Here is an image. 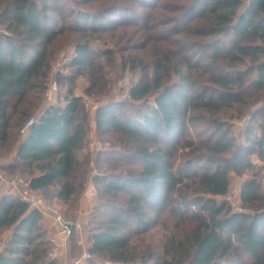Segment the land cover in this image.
<instances>
[{"label": "trees", "instance_id": "16d2710c", "mask_svg": "<svg viewBox=\"0 0 264 264\" xmlns=\"http://www.w3.org/2000/svg\"><path fill=\"white\" fill-rule=\"evenodd\" d=\"M66 1L0 0V153L15 150L4 168L27 171L35 189L58 185L66 204L84 191L90 159H80L78 152L88 142V114L74 87L85 77L88 95L109 91L113 82L100 57L111 65L114 52L98 50L93 42L119 36L126 44L119 46L125 52L122 69L141 72L130 87L131 101L142 102L129 111L124 101L97 108L99 135H118L121 148L97 155L105 168L93 176L99 199L91 215L94 257L88 264H244L246 257L264 264L259 180L242 183L240 209L218 201L229 192L231 171L243 174L253 166V155L264 160V104L250 116L241 143L220 117L236 104L249 106L263 97L264 0H129L133 7L117 0L96 11ZM90 1L95 0L77 4ZM159 10L171 14L163 17ZM158 27L165 28L150 33ZM60 36L64 44L75 42L68 73L57 77L68 84L65 101L37 114L49 81L50 45ZM34 114L38 119L21 138ZM198 125L205 128L194 138L189 131ZM164 212L178 225L194 220L192 234L172 240L166 254L154 247L138 250L134 237L159 225ZM41 217L39 209L14 196L1 199L0 236L7 227L12 233L0 264L58 263L49 256L52 242Z\"/></svg>", "mask_w": 264, "mask_h": 264}, {"label": "rangeland", "instance_id": "374dc122", "mask_svg": "<svg viewBox=\"0 0 264 264\" xmlns=\"http://www.w3.org/2000/svg\"><path fill=\"white\" fill-rule=\"evenodd\" d=\"M117 0H95V1H90V3L88 4H82V5H78L77 2L78 0H67L66 3H70L74 6H76L77 8H84V9H89V10H99L101 9L102 6L105 5H110L114 2H116ZM121 3H123L124 5H131L130 7H133L134 5H132V3L129 0H119ZM167 2L170 3H174L177 2L179 0H166ZM137 10H139L140 12H146L147 9L145 7H141L140 5H137L136 7ZM122 12V11H120ZM159 12L161 13V16L166 17L169 14H171L169 11H162L159 10ZM177 14V13H176ZM116 16V17H115ZM113 18H117V20H120L121 17L119 15H113ZM163 28L165 27H158L157 29L150 31V33L154 34L157 33L160 30H163ZM109 35V34H108ZM108 35H105L104 39L101 40H97L93 42V45H95V48L98 50H104L107 48H112L113 52H114V58L115 61L109 65L107 62V57L105 56H101L100 60L103 62L104 65V69L107 70L109 72L108 77L110 79H112V86L109 89V91L104 92V94H100V95H88L87 93H85V88L87 85L84 87L83 89V95L82 96V100H83V104H84V109H89L93 106H98L102 103V100H104L105 98L108 99H114L116 98V96H119V100L120 101H124L125 102V106L123 108V110L129 111L132 110L133 108V104H139L142 101H131L130 98V94H129V90L130 87L132 85H134L141 77V72L139 70L133 71V72H129L128 70H123L122 69V54L125 53L124 51L120 50V47L122 43L125 44V41H119L118 39L120 38L119 36H116L115 38H110ZM118 35V33H117ZM64 39L62 36L58 37L51 45L50 48L53 49V53H52V64L51 67L53 65H56L58 62V59L60 57V54L62 52H68L70 49L72 50L73 48H75V42H71V43H67L64 44L63 43ZM119 41V42H117ZM154 43L152 42L147 49H151V46ZM161 45H163L164 43H160ZM126 46V44H125ZM51 49V50H52ZM140 53H144L142 51H140ZM149 54V52H148ZM255 74H250L247 77V81H251L252 78H255ZM58 74H50L49 71V81H48V85L44 91V94H49L51 92L57 91L59 92L60 95H62L64 93V91H67L68 88V84L60 81L58 78ZM85 78V77H83ZM87 80V78H85ZM175 80H178V77L174 76ZM88 82V80H87ZM77 87V81L74 87V90ZM251 88H249L247 90V94H250ZM259 95L263 96L261 100H258L257 102H252L249 106H243V105H234L232 108L227 109V111H224L222 114H220V117H222L223 119H225L226 121L229 122V136H231L235 142H244L245 138H246V130L247 127L249 125V120H250V116L253 114V112L255 111V109L260 105L262 106L264 104V91L261 90L259 91ZM88 96L90 98H92L93 104L90 103H86L85 101V97ZM61 98V97H60ZM59 98V100H60ZM150 102H153V99L149 100ZM35 116H37L36 114H34ZM238 116V117H237ZM30 118V117H29ZM28 118V119H29ZM264 122V119H263ZM25 125V124H24ZM89 125V124H88ZM203 128H205V126L203 125H198L197 127H193L192 129H190V135L193 136L194 138H196L200 133V130H202ZM23 129V128H22ZM89 129V126H88ZM28 131V130H27ZM27 133V132H26ZM26 133H22L21 131V135H26ZM95 141H101L103 144H105L107 146V148H121V144L119 143V138L118 135H105L103 137L100 136V138L95 137L93 139V149L96 148L95 145ZM185 151L184 149H181L179 151V153ZM8 151H4V153L2 152V154L0 153V159H4V161H8L10 160V157L12 156V154L15 152V150L11 149V153L7 154ZM99 153V152H98ZM232 151H230L229 153H226L225 155H231ZM78 157L80 159H83L84 157H88L90 159V171H89V176L94 173L96 174L97 171L104 170L105 168V164L99 166L97 163V157H92L88 152L84 153L83 150L78 152ZM118 158V157H117ZM251 161L253 166L251 168H249L248 170H245L243 172V174H238L235 171H231L229 173V179H230V186H229V192L227 195L225 196H219L218 197V201H222V200H227L233 207V209L238 210L240 209V205H241V199H240V192H241V186L242 183L244 182L245 179L247 178H252V177H256L261 185V191L264 192V160L258 158L257 156L253 155L251 157ZM181 158L179 157L178 159H176V164H178L179 162H181ZM105 162V161H104ZM10 162L8 161L7 164H9ZM6 164V165H7ZM200 166V164H199ZM124 168V167H123ZM3 171L5 172V168H3ZM121 170V168H120ZM124 170V169H122ZM7 172L11 173L12 176H22V177H27L28 178V173L27 171H23L22 169H17V170H8ZM95 183V182H94ZM96 185V184H95ZM97 188V192H96V200L98 202L99 199V190L98 187ZM85 189V188H84ZM83 193V192H82ZM81 193V194H82ZM81 194H79L77 196V198L74 200V202L67 204V207L69 209H73V207L76 205L77 201L80 199ZM125 196L123 195L121 197L120 202L124 203L125 201ZM96 207V206H95ZM95 207H93V210L90 211V215H92L94 213ZM195 221L194 220H190V221H186L183 222L182 224H176V219L173 218L172 216H170L167 212H164L161 215L160 218V224L157 225L155 228L147 231L146 233H142L139 234L138 236H135L132 243L134 245H136L138 250H144V249H149L154 247V249H156L157 252H159L160 254H166L167 250L166 247L171 243L172 240H184L186 239V237H188L190 234H192L194 227H195ZM11 227H7L3 229V232L1 233L0 236V250L4 251L7 244H8V239L11 236ZM10 235V236H9ZM53 248V245H52ZM172 253L168 256H171ZM97 259L99 261H103L102 258H98ZM244 264H254V261L249 258L246 257L245 259V263Z\"/></svg>", "mask_w": 264, "mask_h": 264}, {"label": "crops", "instance_id": "0c3cea01", "mask_svg": "<svg viewBox=\"0 0 264 264\" xmlns=\"http://www.w3.org/2000/svg\"><path fill=\"white\" fill-rule=\"evenodd\" d=\"M87 80L83 77H79L77 79V87L74 90V92L77 95H83V89L87 85ZM66 91L62 95L59 94V92L54 91L49 94H44L41 105L36 112L37 114L44 113L48 107L61 102L64 103V97H65ZM61 97V98H60ZM60 98V100H59ZM98 106H93L89 109H86L88 114V124H89V130H88V142L85 148L83 149L84 153H89L92 157H97L98 150L97 148L93 149V139L95 137L100 138L98 128H97V121H96V112ZM26 135H21V138H25ZM107 150V149H106ZM15 152L10 157L9 162L13 161ZM4 159H0V167L4 168L6 166L8 161H4ZM6 170V169H5ZM95 174L92 173L90 176H88L85 189L83 193L80 196V199L77 201L76 205L73 207V209H69L67 207V204L59 199V196H55V189L59 188L58 185H52L50 186V189L45 191L43 193V196L51 201H53L64 213L66 219L68 221H73L75 219H78L80 221H83L87 216L91 217L90 211L93 210V207L97 205L96 200V192L97 188L93 180V176ZM12 176L11 173L5 171L4 175L0 173V201L5 196L4 190L9 186L8 185V177ZM84 222V221H83ZM41 224L43 226V229L47 233V239H49L52 242L53 247L57 248V264H71L73 257H75L78 254H81L84 249L87 246V243H89L90 240V224L83 223L82 229L78 232H75L72 236L68 238H64L59 234V231L62 228L61 223L56 220L54 217V214L51 213H43L41 217ZM12 233V230H11ZM10 236V235H9Z\"/></svg>", "mask_w": 264, "mask_h": 264}, {"label": "built area", "instance_id": "2783aa9c", "mask_svg": "<svg viewBox=\"0 0 264 264\" xmlns=\"http://www.w3.org/2000/svg\"><path fill=\"white\" fill-rule=\"evenodd\" d=\"M75 56V48L72 50L70 49L68 52H62L58 59L56 65H53L50 68V74H66L68 73V68H66V64ZM86 103L93 104V99L86 96L85 98ZM119 96H116L114 99L105 98L102 100V103H107L109 101H120ZM38 119V116H31L23 126L22 133H26L27 130L31 127V125ZM96 148L98 152L104 151L107 149V146L103 144L101 141H95ZM0 173L4 175L3 169L0 167ZM8 187L4 190L5 196H14L18 198L21 202L26 203L29 205L30 208H37L40 212L43 213H51L54 214L56 220H58L62 228L59 231V234L64 238H68L72 236L75 232H78L82 229L83 223L90 224L91 217H86L83 221L75 219L73 221H68L62 212V210L51 200L45 198L41 193L40 189H35L31 187L30 179L27 177L22 176H9L8 178ZM71 227H69V225ZM92 247V241L87 243L86 248L81 254L76 255L72 259L71 264H88L89 260L92 259L94 256L90 251ZM57 248L53 247L50 252L49 256L52 259H57ZM1 252V250H0Z\"/></svg>", "mask_w": 264, "mask_h": 264}, {"label": "water", "instance_id": "95a60500", "mask_svg": "<svg viewBox=\"0 0 264 264\" xmlns=\"http://www.w3.org/2000/svg\"><path fill=\"white\" fill-rule=\"evenodd\" d=\"M112 101H114V100H112ZM50 189V186H43V187H41L40 188V193L43 195V193L45 192V191H47V190H49ZM55 196H59V188H56L55 189ZM69 225V227H71V225L70 224H68Z\"/></svg>", "mask_w": 264, "mask_h": 264}]
</instances>
